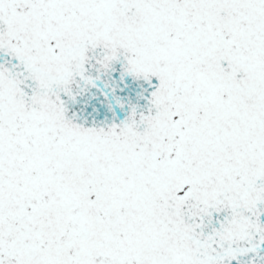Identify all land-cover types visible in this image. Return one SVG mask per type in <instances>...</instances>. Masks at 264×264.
<instances>
[{"label": "snow or ice", "instance_id": "6c2138e0", "mask_svg": "<svg viewBox=\"0 0 264 264\" xmlns=\"http://www.w3.org/2000/svg\"><path fill=\"white\" fill-rule=\"evenodd\" d=\"M0 264H264V0H0Z\"/></svg>", "mask_w": 264, "mask_h": 264}]
</instances>
